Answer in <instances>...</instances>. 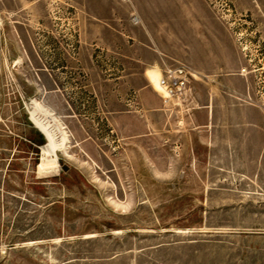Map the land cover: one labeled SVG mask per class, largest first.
<instances>
[{
    "label": "rangeland",
    "instance_id": "374dc122",
    "mask_svg": "<svg viewBox=\"0 0 264 264\" xmlns=\"http://www.w3.org/2000/svg\"><path fill=\"white\" fill-rule=\"evenodd\" d=\"M119 1L0 0V264H264V0H195L190 48L136 31ZM211 56L256 126L241 110L202 125L191 65ZM181 65L200 75L184 97L154 89L148 69Z\"/></svg>",
    "mask_w": 264,
    "mask_h": 264
},
{
    "label": "crops",
    "instance_id": "0c3cea01",
    "mask_svg": "<svg viewBox=\"0 0 264 264\" xmlns=\"http://www.w3.org/2000/svg\"><path fill=\"white\" fill-rule=\"evenodd\" d=\"M113 1L120 3L119 0ZM127 2L125 4L128 8V14L135 15L133 24L136 26V31L187 33V37L185 36V38H187L188 42L182 46L189 48L194 46L191 42H197L196 45L199 46V43L203 39L202 33L205 34L206 31V9L205 7L195 6V0H128ZM104 7L111 8V4H103ZM87 13L89 15L99 14L93 11ZM100 14L112 15V12L103 11ZM189 63L193 64L192 62ZM205 63L209 66L200 67L195 66V64L191 65L194 68L197 67L201 75L195 83L200 85L202 92L194 89V94L196 97L195 101H197L196 108L203 114L204 123L202 125L205 126L206 123L209 124L215 119L223 118L224 112L230 113L234 110L235 112L241 110L248 114V116L241 117V121L246 124L256 126L255 123L258 124L259 121H262L261 114L254 106L239 104V102L231 98L234 93L237 94L238 90L235 87L233 89L231 85H237L240 80L235 74L232 76L223 74L222 69H225L227 64L230 65L232 62L216 60L211 56L207 58ZM148 70L149 81L154 87L155 85L150 78V73L153 71L157 72L159 76L160 74L157 69L152 68ZM154 89L157 90L156 87ZM220 113L221 115H219Z\"/></svg>",
    "mask_w": 264,
    "mask_h": 264
},
{
    "label": "bare ground",
    "instance_id": "6f19581e",
    "mask_svg": "<svg viewBox=\"0 0 264 264\" xmlns=\"http://www.w3.org/2000/svg\"><path fill=\"white\" fill-rule=\"evenodd\" d=\"M150 78L155 85L154 88L156 87L157 90L163 91L158 82L159 81L158 73L151 71ZM43 105L33 100L32 110L30 111V118L35 124V126L39 130H41L43 134L46 136L48 140V144L50 145L53 151H55L56 148L65 149L67 142V134L62 123L60 122L61 120L59 119L60 120L59 121L56 118V115L54 116L53 114H51L48 110L49 108L47 109L43 107ZM52 160L54 161V159Z\"/></svg>",
    "mask_w": 264,
    "mask_h": 264
},
{
    "label": "built area",
    "instance_id": "2783aa9c",
    "mask_svg": "<svg viewBox=\"0 0 264 264\" xmlns=\"http://www.w3.org/2000/svg\"><path fill=\"white\" fill-rule=\"evenodd\" d=\"M127 1V0H122ZM199 73L193 70H190L187 66H175V67H168L164 69L163 75L159 77V85L161 86L162 90L164 91V96L166 97H174L178 99L179 97H184V93L187 89V84L189 79H195L199 77ZM246 98L251 101V97L247 94ZM253 102V100H252ZM259 107L262 108L264 112V100L259 101Z\"/></svg>",
    "mask_w": 264,
    "mask_h": 264
}]
</instances>
